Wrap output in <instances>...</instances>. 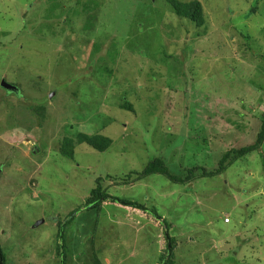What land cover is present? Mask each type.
Returning a JSON list of instances; mask_svg holds the SVG:
<instances>
[{
    "label": "rangeland",
    "instance_id": "obj_1",
    "mask_svg": "<svg viewBox=\"0 0 264 264\" xmlns=\"http://www.w3.org/2000/svg\"><path fill=\"white\" fill-rule=\"evenodd\" d=\"M173 2L200 3L204 23ZM1 78L19 91L0 90L5 264H60V224L66 264H160L162 219L174 264H264V141L213 178L130 177L155 158L211 172L255 142L264 0H0ZM96 133L101 152L77 137ZM98 178L116 203L86 209Z\"/></svg>",
    "mask_w": 264,
    "mask_h": 264
},
{
    "label": "trees",
    "instance_id": "obj_2",
    "mask_svg": "<svg viewBox=\"0 0 264 264\" xmlns=\"http://www.w3.org/2000/svg\"><path fill=\"white\" fill-rule=\"evenodd\" d=\"M171 7L173 8L174 14H176L178 17L182 19H189L191 22H194L197 26H201L204 23V12L202 10V6L198 2H193L189 4H181V3H170ZM119 109H124L127 112L134 113L133 107L128 102H125L124 104H121L118 106ZM79 142L86 144L89 148H91L94 151L101 152L104 150L106 144H111L110 140L108 138H104L102 136H99L98 133L96 135L88 136L85 134H79L78 136ZM264 141V116H262V122L260 126V130L257 134L255 142L250 146H245L239 149H232L229 151H226L224 154H222L221 158L218 161L217 168L214 171L207 172L204 168H193L189 170H185V175L183 176H175L172 175L167 166L165 165V162L161 158H155L152 161H150L141 172L139 173H131L130 177L135 176L137 177V181L151 176L153 174H160L163 177H165L167 180L173 182V183H189L192 180H195L196 174L198 172L201 173V176L207 177V178H213L215 176L220 175L224 170H226L233 162L242 159L245 155L255 152L259 150V148L262 146ZM102 144V145H101ZM62 157H65L67 160L72 161V156L62 153ZM129 177V178H130ZM129 178H124L122 182L124 184L129 183ZM109 179V177H108ZM116 178H112V180H115ZM136 182V181H134ZM101 178H98L96 180V187L91 191L90 198L86 200V205H91L88 209H96V207L100 204H102L100 201L103 200H110L111 204L116 203L115 199L112 200V198L108 195H106L102 189H101ZM120 202H117L119 207H127L130 211H133L135 213H141L144 215H148L149 219L151 216L154 218L158 217L156 214V211L154 209H151L150 211H143L141 210L142 206H139L137 204L129 203L123 200H117ZM100 202V204H99ZM117 205V204H116ZM148 212V213H147ZM150 214V215H149ZM152 219V218H151ZM72 220V219H71ZM70 220V221H71ZM160 220V219H159ZM155 222V221H154ZM69 223V222H68ZM157 223V222H156ZM62 224L58 225V234L56 237L57 241V250H58V256H60L62 259L59 258L60 264H66L65 263V243H64V237H62V242L59 244V234H60V226ZM158 228L160 230V234L162 236V245L164 249V254L159 256V262L161 264L162 261H165L163 264H174L173 260V252H174V240L172 238H169V245H170V251L169 255L167 256V243L165 238V232L169 231V226L165 223V220L162 219L161 224H158ZM64 243V244H63ZM61 250V251H60ZM0 257L2 264H5L6 256L4 252H2L0 248ZM26 261H30V258L28 256L25 257ZM95 264H101L97 258L92 259Z\"/></svg>",
    "mask_w": 264,
    "mask_h": 264
},
{
    "label": "water",
    "instance_id": "obj_3",
    "mask_svg": "<svg viewBox=\"0 0 264 264\" xmlns=\"http://www.w3.org/2000/svg\"><path fill=\"white\" fill-rule=\"evenodd\" d=\"M0 86L3 89L7 90V91H9L11 89H15V88L11 87L9 84H6L4 81L1 82ZM89 207H91V205L90 206H87L86 209H88ZM41 222H43V221H41ZM62 237H63V232H62V228H61L60 229V234H59V244H61V242H62ZM165 238H166V243H167V252H168L167 253V256H168L169 255V251H170V246H169L168 236H167V233L166 232H165ZM163 263H164V261L161 262V264H163ZM0 264H2L1 257H0Z\"/></svg>",
    "mask_w": 264,
    "mask_h": 264
},
{
    "label": "flooded vegetation",
    "instance_id": "obj_4",
    "mask_svg": "<svg viewBox=\"0 0 264 264\" xmlns=\"http://www.w3.org/2000/svg\"><path fill=\"white\" fill-rule=\"evenodd\" d=\"M1 80L2 81H5V79H0V84H1ZM7 84H9V82L7 83ZM11 85V84H10ZM12 87V86H11ZM14 88V87H13ZM0 90H2L5 94H7V95H13V96H16V98L19 96V91H17L16 89H11V90H9V91H7V90H5V89H3L1 86H0Z\"/></svg>",
    "mask_w": 264,
    "mask_h": 264
},
{
    "label": "built area",
    "instance_id": "obj_5",
    "mask_svg": "<svg viewBox=\"0 0 264 264\" xmlns=\"http://www.w3.org/2000/svg\"><path fill=\"white\" fill-rule=\"evenodd\" d=\"M224 222L227 223L228 222V219H225Z\"/></svg>",
    "mask_w": 264,
    "mask_h": 264
}]
</instances>
